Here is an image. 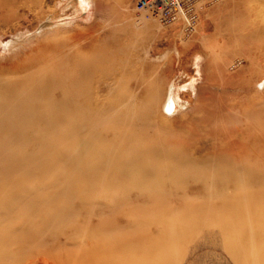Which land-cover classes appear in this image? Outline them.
<instances>
[{
    "label": "bare ground",
    "instance_id": "1",
    "mask_svg": "<svg viewBox=\"0 0 264 264\" xmlns=\"http://www.w3.org/2000/svg\"><path fill=\"white\" fill-rule=\"evenodd\" d=\"M90 1L62 0L56 7L79 14ZM255 4L254 18L264 19V0ZM0 42L3 51L17 45L13 39ZM189 61L195 73L183 83L185 63L163 87L117 89L110 97L91 83L95 63L54 61L33 52L8 64V72L0 70V264L19 258L27 242L44 245L45 225L58 231L73 223L68 237L78 248L64 256L51 249L53 260L46 264H100L96 256L102 251L109 252L104 264H116L111 259L119 252L127 259L139 256L138 264H179L188 255L187 264H197L199 247L216 246L225 250L228 264H264V109L227 107L209 119L192 103L201 97L200 55L192 53ZM123 73L117 75L120 83ZM138 98L146 100L142 107ZM188 113L191 123L176 129L172 116ZM98 190L103 199L89 203ZM158 197L169 203L168 219L182 202L199 199L202 215L191 219L195 232L183 231L190 220L157 219L149 232L125 238L118 219L133 221L118 207L148 205ZM76 199L89 205L86 222L74 220L81 210L72 204ZM106 210L114 215L100 219ZM21 217L18 230L4 229L6 220ZM35 222V232L27 234L26 225ZM4 248L18 252L7 259Z\"/></svg>",
    "mask_w": 264,
    "mask_h": 264
},
{
    "label": "rangeland",
    "instance_id": "2",
    "mask_svg": "<svg viewBox=\"0 0 264 264\" xmlns=\"http://www.w3.org/2000/svg\"><path fill=\"white\" fill-rule=\"evenodd\" d=\"M61 2L62 0H0V39H13L17 44L8 51L0 50V70L3 73L8 72V64L33 52L54 61L95 63L96 69L90 73L91 83L98 84V93L102 97H110L114 96L117 89L127 91L136 87L135 91L139 92L138 86L146 89L160 84L163 87L171 75L181 73L182 64L185 63L187 71L184 72V77L179 79V83H183L182 80L195 73L189 58L192 53H198L205 72L201 70L202 74L197 80V88H201L200 101L194 99L195 102L192 103L197 109L200 108L199 111L202 109L206 117L213 119L214 110H220V115L227 107L239 109L241 106H247L249 110H253L258 105L264 109V19L259 21L254 18L255 3L259 0H186L176 9V17L169 21L152 15L149 10L137 9L136 0H91L90 6L79 14L71 7H56V3ZM192 14L195 17L193 23L189 17ZM177 70L179 71L176 72ZM119 71L124 72V78H121L122 81L124 79L123 83L117 80ZM121 84H124V87ZM183 91H179L181 100L188 102V99L182 96ZM195 93L196 90L191 92L192 97H195ZM138 99V106L142 107L146 100ZM189 114L172 116L173 126L177 129L182 123H191L188 122ZM102 199L101 191L98 190L90 197L89 203L94 204ZM165 202L158 197L148 205H135L137 208L134 205L122 204L117 211L124 215L130 214L133 222L129 225L125 223V216L118 219V223L122 225L118 230L124 235L133 232L136 237L142 236V233L149 232L152 228L150 222L159 219L161 223L165 221L164 224L173 221L186 223L190 220L183 225V231L195 232L191 219H196L197 214L198 217L202 215L198 208L200 200L197 199L193 203L182 202L178 205L180 209L172 214L171 219L165 214L168 212L166 206L169 205ZM72 204L81 209L75 216V222L78 224L88 221L89 205L81 203L78 199L73 200ZM59 205L60 200L52 204L50 210L54 212ZM101 215L100 219L109 220L114 212L106 210ZM21 219L23 218H19V221L6 220L4 229L18 230ZM144 222L145 224H142ZM36 224L38 222L26 225L27 234L35 232ZM187 225H191L190 228ZM45 226V244L29 247L31 243L27 242L25 247L23 246L24 249L19 248V258L13 259L11 264H46L53 260L50 256L51 249H57L58 253L64 256L67 251L78 248L68 237L71 228L55 231V226ZM126 237L128 238L127 235ZM81 247L88 249L85 244ZM214 248L199 247L195 251L199 255L197 264H228L225 250L219 246ZM16 249L4 248L2 253L8 256L5 258L10 259ZM175 251L177 255L179 249ZM108 254V251L99 252L95 255L96 261L100 264L107 263ZM114 257L111 260L116 264H138L140 261L139 256L127 259L120 252L114 253ZM189 259L188 255L179 264H187ZM86 260L84 259L83 264H87Z\"/></svg>",
    "mask_w": 264,
    "mask_h": 264
},
{
    "label": "built area",
    "instance_id": "3",
    "mask_svg": "<svg viewBox=\"0 0 264 264\" xmlns=\"http://www.w3.org/2000/svg\"><path fill=\"white\" fill-rule=\"evenodd\" d=\"M184 1L186 0H178L180 4H184ZM178 2L176 3L173 0H136L135 7L140 10H149L152 15H160L162 20L169 21L176 17V9L181 6ZM189 17H191V23H193L194 14Z\"/></svg>",
    "mask_w": 264,
    "mask_h": 264
}]
</instances>
